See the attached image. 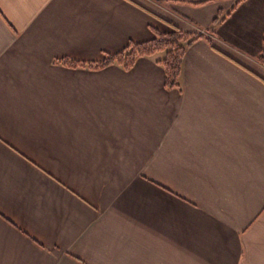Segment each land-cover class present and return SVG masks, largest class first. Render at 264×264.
I'll list each match as a JSON object with an SVG mask.
<instances>
[{
	"label": "crops",
	"instance_id": "crops-1",
	"mask_svg": "<svg viewBox=\"0 0 264 264\" xmlns=\"http://www.w3.org/2000/svg\"><path fill=\"white\" fill-rule=\"evenodd\" d=\"M175 27L180 88L58 63ZM263 45L264 0H0V264H264Z\"/></svg>",
	"mask_w": 264,
	"mask_h": 264
},
{
	"label": "trees",
	"instance_id": "trees-1",
	"mask_svg": "<svg viewBox=\"0 0 264 264\" xmlns=\"http://www.w3.org/2000/svg\"><path fill=\"white\" fill-rule=\"evenodd\" d=\"M216 17L215 22L218 21ZM205 35L195 32H186L175 27L174 32L165 34L155 30V37L151 41L137 43L130 42L122 51L116 54H106L102 61L86 62L71 58H64L58 63L71 68H87L90 70H102L111 65H120L130 70L140 57H153L161 54L156 62L162 65L166 73L165 85L168 89L181 87L182 67L187 48L197 39ZM209 41L211 38L207 37ZM264 61V45L260 54Z\"/></svg>",
	"mask_w": 264,
	"mask_h": 264
}]
</instances>
